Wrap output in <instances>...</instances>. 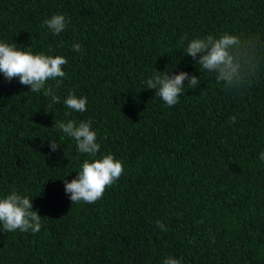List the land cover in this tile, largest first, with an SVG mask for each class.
<instances>
[{
    "label": "trees",
    "instance_id": "1",
    "mask_svg": "<svg viewBox=\"0 0 264 264\" xmlns=\"http://www.w3.org/2000/svg\"><path fill=\"white\" fill-rule=\"evenodd\" d=\"M54 14L71 21L59 36L44 24ZM224 32L259 38L246 89L226 92L185 56L191 39ZM0 42L67 59L59 87L48 81L55 104L0 74V198L16 190L42 217L35 234L0 222V264H264V0H0ZM166 69L201 81L172 107L145 83ZM69 92L87 111L67 108ZM68 120H91L96 159L124 165L94 204L65 191L92 159L54 127Z\"/></svg>",
    "mask_w": 264,
    "mask_h": 264
},
{
    "label": "clouds",
    "instance_id": "2",
    "mask_svg": "<svg viewBox=\"0 0 264 264\" xmlns=\"http://www.w3.org/2000/svg\"><path fill=\"white\" fill-rule=\"evenodd\" d=\"M70 22L64 14H54L46 19L44 24L53 35L59 36ZM181 39L187 40V34ZM63 43L61 40V47ZM81 48L79 43L72 46L75 52H80ZM185 56H191L196 61V65L200 66V72L213 74L217 83L221 84L226 92L238 91L250 87L256 78L261 58V45L259 38L255 36H237L228 32L218 37L208 34L191 39L187 43ZM66 64L67 59L62 56L33 54L31 47L17 48L15 44L0 42V74H3L9 82L19 78L20 84L28 86L31 93H42L43 96L50 97L53 104L59 103L61 98L56 94L54 87L48 85V81H57L56 87H59L58 78H65L63 66ZM185 81L188 82L187 85ZM200 82L194 74L180 72L174 75L167 69L164 73L158 72L145 81L147 88L155 89V95L169 107L179 103L185 86L196 90ZM63 103L73 111H87V97H78L75 92H69ZM236 120L235 115L230 117L231 123L235 124ZM54 127L76 141L78 154H87L92 158L91 161L84 160L81 170L70 183L64 179L65 191L70 194L72 205L80 202L96 203L124 174L123 162L112 154L96 159L101 145L97 143V132L93 130L91 120L79 123L74 120L62 121L58 124L54 122ZM48 147L52 152L60 149L54 140H50ZM259 159L264 161V152L260 153ZM32 201L29 196L18 194L16 190L0 198V222L4 231H31L33 234L40 232L42 217L38 210H33ZM156 223L162 231L167 230L162 222ZM182 260L183 257L180 259L168 257L163 264H182Z\"/></svg>",
    "mask_w": 264,
    "mask_h": 264
}]
</instances>
